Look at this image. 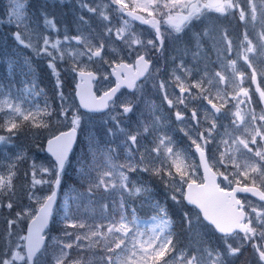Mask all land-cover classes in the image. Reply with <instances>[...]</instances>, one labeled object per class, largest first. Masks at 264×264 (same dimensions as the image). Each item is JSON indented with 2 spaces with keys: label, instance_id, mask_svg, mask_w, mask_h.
Returning <instances> with one entry per match:
<instances>
[{
  "label": "snow or ice",
  "instance_id": "obj_1",
  "mask_svg": "<svg viewBox=\"0 0 264 264\" xmlns=\"http://www.w3.org/2000/svg\"><path fill=\"white\" fill-rule=\"evenodd\" d=\"M27 8L0 14L27 68L0 89V264H264V0H75V34Z\"/></svg>",
  "mask_w": 264,
  "mask_h": 264
},
{
  "label": "rangeland",
  "instance_id": "obj_2",
  "mask_svg": "<svg viewBox=\"0 0 264 264\" xmlns=\"http://www.w3.org/2000/svg\"><path fill=\"white\" fill-rule=\"evenodd\" d=\"M8 2L9 0H0V14L3 13ZM25 2L28 5L27 11L30 15L33 13L38 14V10L46 4L47 10L49 11V13L54 15L56 22H57V26L62 28L65 24H67L71 30V34H75L74 32L75 24L73 23L74 18H75V13H76L75 0H25ZM97 2H100V0H97ZM96 26H97V22L93 18V27H96ZM231 27L233 29L234 35H239L243 31L242 26L239 25L236 22V20L231 21ZM14 30H15L14 28L9 29L5 25L4 26L5 35H0V89L7 88L10 77L14 78L16 87H21L19 83V81L23 79V76L21 75V73L22 71H27V68L23 66L22 58L12 62V67L10 68L9 61L3 55L4 38L6 35H8L11 31H14ZM8 43L9 45H11L12 43L10 37L8 39ZM9 51H11V48H9ZM33 66L36 69L35 79L37 81V84L39 85L40 88H43L50 95V93L43 87L41 83L42 78L39 77L40 71H38L37 69L38 65L36 66L35 62H33ZM18 67H21V68H18ZM151 99L159 103V99L157 97H151ZM41 101H42V98H41ZM56 103H59V101L57 100ZM93 123L95 127L97 128L102 127L100 125V118L95 117ZM18 143L23 144L28 148H31L33 152L37 151L35 149V145L30 140L25 141L22 139ZM40 155H44V153H40ZM2 159H3V153L0 152V160ZM1 230L3 229H2V225L0 224V231Z\"/></svg>",
  "mask_w": 264,
  "mask_h": 264
},
{
  "label": "trees",
  "instance_id": "obj_3",
  "mask_svg": "<svg viewBox=\"0 0 264 264\" xmlns=\"http://www.w3.org/2000/svg\"><path fill=\"white\" fill-rule=\"evenodd\" d=\"M0 35H5L4 26L0 27ZM34 62L36 64V66L38 65L37 69H38V71H40L39 72V77L42 78L41 83H42L43 87L50 93V95L49 94L48 95L51 96L52 95V80L47 74V71L45 69L44 63L40 62V61H34ZM18 68H21V67H18ZM8 82H10V80ZM85 147H86V145L84 143V136L82 134L80 136V142H78V146H77V149H76L77 154L81 153L84 150ZM68 175L72 176L73 173L69 172ZM0 224L2 225V229H4V223H3L2 217H0Z\"/></svg>",
  "mask_w": 264,
  "mask_h": 264
},
{
  "label": "flooded vegetation",
  "instance_id": "obj_4",
  "mask_svg": "<svg viewBox=\"0 0 264 264\" xmlns=\"http://www.w3.org/2000/svg\"><path fill=\"white\" fill-rule=\"evenodd\" d=\"M250 255V254H249Z\"/></svg>",
  "mask_w": 264,
  "mask_h": 264
}]
</instances>
